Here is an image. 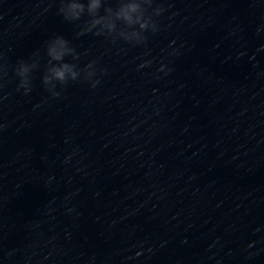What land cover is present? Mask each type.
Listing matches in <instances>:
<instances>
[{"label": "water", "instance_id": "1", "mask_svg": "<svg viewBox=\"0 0 264 264\" xmlns=\"http://www.w3.org/2000/svg\"><path fill=\"white\" fill-rule=\"evenodd\" d=\"M0 264H264V0H0Z\"/></svg>", "mask_w": 264, "mask_h": 264}, {"label": "clouds", "instance_id": "2", "mask_svg": "<svg viewBox=\"0 0 264 264\" xmlns=\"http://www.w3.org/2000/svg\"><path fill=\"white\" fill-rule=\"evenodd\" d=\"M75 7H79V6H75ZM92 7L95 8L96 5L93 4ZM56 75H57L59 78L63 79L64 73H63L62 71H58V72L56 73Z\"/></svg>", "mask_w": 264, "mask_h": 264}]
</instances>
